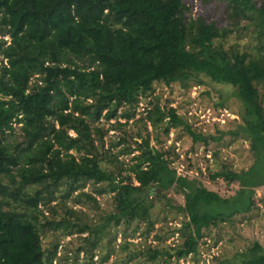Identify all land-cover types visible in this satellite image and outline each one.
Listing matches in <instances>:
<instances>
[{"label": "trees", "instance_id": "16d2710c", "mask_svg": "<svg viewBox=\"0 0 264 264\" xmlns=\"http://www.w3.org/2000/svg\"><path fill=\"white\" fill-rule=\"evenodd\" d=\"M196 1L0 0V264H52L58 242L45 248V230L76 234V253L92 259L98 238L120 225L119 251L132 246L121 264H170L196 258L201 243L216 245L219 234L210 236L211 228L231 226L233 217L258 209L255 188L264 187V0H229V25L221 27L192 14ZM200 75L231 85L242 103L240 123L228 133L249 140L253 163L210 172L212 155L205 157L211 181L238 185L231 196L189 179L192 169L202 175L199 165L188 162L177 173L171 167L177 142L163 151L157 134L159 147L139 134L136 148L112 152L124 136L105 148L107 132L124 128L155 84L187 86L200 83ZM149 103L136 121L145 126V118L155 131L181 127L192 143L205 146L224 134L204 133L175 108ZM134 151L132 163L122 165L119 155ZM171 188L183 194L184 205L174 208L187 220L169 231L161 226L152 245L151 196L165 198ZM105 194L109 210L99 207L97 196ZM75 205L99 214L92 218L84 209L78 216ZM175 233L179 242L165 246ZM239 256V264H264V243L254 240Z\"/></svg>", "mask_w": 264, "mask_h": 264}, {"label": "rangeland", "instance_id": "374dc122", "mask_svg": "<svg viewBox=\"0 0 264 264\" xmlns=\"http://www.w3.org/2000/svg\"><path fill=\"white\" fill-rule=\"evenodd\" d=\"M196 6L193 8V15L201 14L207 21H215L220 27L229 25L228 21V6L229 0H197ZM236 36H231L230 40L235 41ZM244 39V38H243ZM200 83L190 81L187 86H183L179 82H173L170 85L158 83L154 85L152 93L147 94L146 97L140 99V103L135 109V116L121 129H111L104 136L105 148L109 147L111 142H116L121 136H124L126 141L113 146L112 152H118L123 148L129 146L136 148V143L142 138L148 136L149 144L154 146L156 144L155 136H159L161 140L162 150H168L172 142H177L176 145L179 156L176 155L175 160L171 163V167L183 169L188 162L199 165L202 170V175L198 174L195 169L188 171L189 179H196L200 181L206 188L218 192L221 196H231L234 190L238 188L237 184L228 186L222 179L211 181L209 178L208 168L210 172L219 169L222 165H228L231 169L239 171L247 169L253 163V153L250 150L249 140L242 136L231 135L229 131H235L237 125L240 123L239 112L242 109V103L236 96L235 89L224 83H217L212 81L205 75H200ZM259 92L264 95V85L259 86ZM157 98V99H155ZM158 102L161 106H171L176 109L178 115L188 118L193 126L201 129L204 133L218 135L217 129L223 130L224 134L218 141L210 142L207 146L202 143L194 144L191 138L182 130L181 127L170 128L168 134L162 132V128L153 130L150 123L144 118L145 126L142 121H136L139 117H144L146 114L145 108H151L149 103ZM114 120H110L112 123ZM124 122V119H120ZM105 128H109V123L104 122ZM110 129V128H109ZM199 129V130H200ZM160 145L156 144V147ZM175 145V146H176ZM105 150V149H104ZM176 150L174 151L176 153ZM217 152L216 156L213 153ZM134 151L131 154L119 155L118 160L124 165L125 162L132 163L131 156L136 154ZM212 155V159L208 160V168L205 157ZM169 156L173 158V152L169 149ZM183 156V158L181 157ZM180 157V158H179ZM182 159V160H181ZM125 163V164H127ZM180 163L184 167L180 166ZM185 170V169H183ZM124 172V171H123ZM182 174V172H177ZM185 173V172H184ZM125 174V172L123 173ZM88 185L84 188L87 190ZM156 193H161V189L157 188ZM154 198V208L152 209V219L156 220L154 230L148 237V242L152 245L157 244L156 241H150L152 235L158 231L161 226L163 231H169L173 228H179L181 222L186 219L182 212H178L174 206L184 205V196L182 193L176 192L171 188L165 193V198ZM264 197V187L255 188V198L257 199L258 209H255L248 215H237L232 218V225L229 223L216 228H211L210 236H217L219 240L216 245L206 248V245L200 244V254L194 258L191 255L186 256L178 261L171 260L170 264H239V252L249 246L254 240L264 243V203L260 199ZM167 198H170V204L167 203ZM99 207L102 210L111 209L110 195L97 196ZM75 214L83 216L79 210L86 209L90 217L95 218L99 212L93 210L88 205L83 207L75 205ZM95 215V216H93ZM143 228V225H141ZM110 233L102 238H98L95 246V254L92 259L84 255L83 252L76 253L78 243L81 241L76 234L70 236H63L60 232L53 233L51 230H45L43 234V246L47 249L53 247V243L58 242L57 256L58 259L52 264H121L127 256L132 246H129L126 251H119V242L122 240L123 225L113 227ZM130 233V230L128 231ZM85 235V234H84ZM114 235L116 237L114 238ZM137 236V234L135 235ZM168 237L164 245H176L179 242V237L176 233ZM208 238V237H206ZM210 238V237H209ZM111 240V245L108 246V241ZM130 242L136 243L137 237L128 239ZM209 240V239H207ZM112 249L109 258L102 262L101 258L106 252ZM159 258L157 261H160ZM126 264H134L128 262Z\"/></svg>", "mask_w": 264, "mask_h": 264}, {"label": "built area", "instance_id": "2783aa9c", "mask_svg": "<svg viewBox=\"0 0 264 264\" xmlns=\"http://www.w3.org/2000/svg\"><path fill=\"white\" fill-rule=\"evenodd\" d=\"M181 157H183V156H181ZM180 166L183 167L182 163H180ZM177 171L180 172V171H182V169L178 170V168H177Z\"/></svg>", "mask_w": 264, "mask_h": 264}]
</instances>
